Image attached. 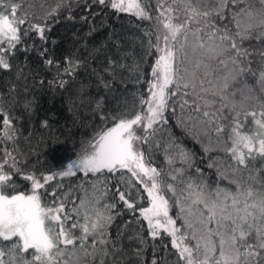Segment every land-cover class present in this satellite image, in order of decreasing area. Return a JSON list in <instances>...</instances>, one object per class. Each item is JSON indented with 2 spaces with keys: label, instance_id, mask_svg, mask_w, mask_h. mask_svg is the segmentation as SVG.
Masks as SVG:
<instances>
[{
  "label": "snow or ice",
  "instance_id": "obj_1",
  "mask_svg": "<svg viewBox=\"0 0 264 264\" xmlns=\"http://www.w3.org/2000/svg\"><path fill=\"white\" fill-rule=\"evenodd\" d=\"M97 2H107L118 13L155 21L153 31L145 33L149 47L158 54L152 79L146 94L135 97L134 114L128 115V102L123 101V112L118 108L115 115L100 116L102 123L111 121L112 126L101 127L82 154L59 171L23 175L17 155L7 147L2 150L0 264H69L81 253L90 264H108L110 257L115 261L122 248H117L108 229L117 204L108 201L115 198L135 213L137 204L131 196L137 184L150 204L139 207V216L147 222L153 240L162 233L170 239L176 264H264V48L254 52L244 47L245 41L264 45V0H157L154 7L151 0ZM23 7L0 0V69L11 68L6 53L21 44L29 31L45 39L50 28L43 21L54 18L60 9L57 4L41 18L36 13L17 15ZM254 55L259 59L253 60ZM65 64L63 74L68 76L80 67L79 61L69 58ZM67 82L56 81L61 88ZM237 83L243 86L229 91ZM177 94L179 125L196 138L208 137L210 144L215 136V143L223 145L228 161L218 174L224 179L231 176L234 189H209L189 181L178 194L175 184L166 183L162 171L152 164L150 148L146 156L145 146L154 143L159 127L168 122L165 113L171 107L172 115H177L169 103ZM96 106L103 110V98ZM0 118V143L15 142L13 120L2 106ZM172 147L176 152L166 157L169 165L177 157L185 164L191 161L188 151L175 142ZM257 160L262 166L251 168ZM81 172L97 179L88 189L81 188L84 195L78 201L71 200V193L64 192L60 183L48 191L50 182ZM14 175L30 182V190L17 191ZM101 176L108 178L100 180ZM171 179L176 181L177 176ZM166 192L172 194L171 202ZM43 195L51 199L45 203ZM173 206L178 208L175 218L170 214ZM135 238L141 245L135 255L141 257L145 241L139 235ZM153 255H157L155 248ZM151 264H158L157 259Z\"/></svg>",
  "mask_w": 264,
  "mask_h": 264
},
{
  "label": "trees",
  "instance_id": "obj_2",
  "mask_svg": "<svg viewBox=\"0 0 264 264\" xmlns=\"http://www.w3.org/2000/svg\"><path fill=\"white\" fill-rule=\"evenodd\" d=\"M4 2L22 4L24 7L17 15L27 12L31 17L32 13H36L41 18L57 4L60 5L54 18L43 21L50 28V31H45V39L29 31L27 36L22 37L21 44L6 53L11 68L0 69V106L12 118L17 134L15 142L0 143V159L3 156L2 150L7 147L17 155L23 175L35 173L39 177L41 174L59 171L62 165L82 154L83 146L92 140L101 127L112 126L111 121L102 123L100 116L115 115L118 108L123 112V101L128 102V115L137 110L132 107L138 105L135 97L141 93L146 94L152 79L151 67L158 55L149 47L145 35L153 31L155 21L140 20L129 13H118L107 2L100 5L97 0ZM156 3L157 0H151L153 7ZM153 15H156L155 10ZM32 22L42 21L33 19ZM26 27L21 31L24 32ZM3 47L7 48V45ZM244 47L259 52L264 45L260 41H245ZM65 58L80 63L73 76L63 74ZM48 59L54 63L46 64ZM252 59L258 60L259 56L254 55ZM58 79L68 82L61 88L56 83ZM248 83L253 81L249 80ZM242 86V83H237L229 91ZM100 98H103V110L96 106ZM179 100L180 95L177 94L169 101L171 106H175L177 115H172L171 107L165 113L168 122L159 127L154 143L145 146L146 156L150 148L152 164L162 171L166 183L175 184L178 194L189 181L206 184L209 189L217 186L234 189L230 184L231 176L224 179L218 174V168L223 171L228 161L226 153L221 150L223 145L215 143V136L211 137L210 144L208 137L201 134L196 138L179 125ZM248 123L251 124V119ZM2 133L0 118V135ZM173 142L191 154L188 164L178 157L171 165L168 164L166 157L175 156L176 152L172 147ZM205 147L212 150L205 151ZM210 164L212 167H209ZM261 166L259 160L250 164L255 169ZM180 169L184 171L178 173ZM170 174L176 175L177 180L173 181ZM261 175L264 176V173ZM105 178L108 177H99L100 180ZM96 179L81 172L75 177L52 181L46 187L51 191L52 187L60 183L64 192L71 193L69 198L78 201L84 195L81 188L88 189ZM13 181L17 191L30 190V182L25 181L22 175H14ZM165 195L170 202L174 199L170 192ZM43 199L47 203L51 198L43 195ZM131 199L137 204L135 213L123 208L115 198L108 201L117 204L113 210L115 219L108 231L117 248H122L115 261L110 257L108 264H141V260L143 264H151L153 258L157 259L158 264L161 260L164 264H176L177 257L170 247V239L162 233L161 237L153 240L147 222L139 216V207L150 206L142 186L137 184ZM177 212L178 208L173 206L170 214L175 218ZM180 223L177 220V224ZM138 235L145 241L141 257L135 255L136 249L141 247L140 241L135 238ZM154 248L156 256L153 255ZM69 264H90V261L81 253L69 260Z\"/></svg>",
  "mask_w": 264,
  "mask_h": 264
}]
</instances>
